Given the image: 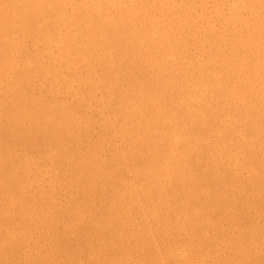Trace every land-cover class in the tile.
I'll return each instance as SVG.
<instances>
[{"label": "bare ground", "instance_id": "obj_1", "mask_svg": "<svg viewBox=\"0 0 264 264\" xmlns=\"http://www.w3.org/2000/svg\"><path fill=\"white\" fill-rule=\"evenodd\" d=\"M0 264H264V0H0Z\"/></svg>", "mask_w": 264, "mask_h": 264}]
</instances>
